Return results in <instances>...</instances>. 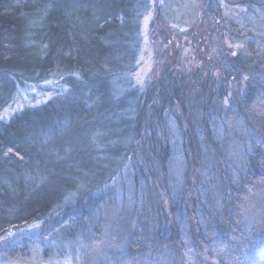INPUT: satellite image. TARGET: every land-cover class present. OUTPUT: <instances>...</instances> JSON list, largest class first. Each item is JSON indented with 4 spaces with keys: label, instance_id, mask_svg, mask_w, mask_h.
<instances>
[{
    "label": "trees",
    "instance_id": "1",
    "mask_svg": "<svg viewBox=\"0 0 264 264\" xmlns=\"http://www.w3.org/2000/svg\"><path fill=\"white\" fill-rule=\"evenodd\" d=\"M142 7L143 0H0V110L21 87L50 79L63 78L66 89L80 77L102 89L115 82L125 90L116 97L103 94L104 111L90 107L96 93L81 97L76 109L61 105L62 93L0 120L1 262L36 264L96 250L94 264H264V76L248 82L239 113L220 108L227 84L259 66L221 51L219 59L203 58L187 77L179 70V53L170 51L172 28L158 12L152 22L157 75L138 97L129 75L139 47L131 50L133 38L119 30L132 22L135 35ZM202 13L212 16L206 8ZM215 26L210 32L219 40ZM195 28L184 36L192 38L197 56L216 42ZM204 77L209 87H219L217 93L200 82ZM198 90L210 92L213 116H242L257 125L249 144L237 132L226 133L220 144L213 140L211 118L195 115ZM100 114L105 125L93 121ZM173 118L181 130L178 141ZM80 133L90 134L79 142ZM94 134H108L101 141L116 147L94 143L87 155L82 150ZM232 146L239 167L226 158ZM179 155L184 166L175 199L171 172ZM203 155L211 164L205 183ZM104 156L112 159L106 175L93 169ZM90 173L101 176L92 179Z\"/></svg>",
    "mask_w": 264,
    "mask_h": 264
},
{
    "label": "rangeland",
    "instance_id": "2",
    "mask_svg": "<svg viewBox=\"0 0 264 264\" xmlns=\"http://www.w3.org/2000/svg\"><path fill=\"white\" fill-rule=\"evenodd\" d=\"M242 1L244 0H143V7L138 14L137 35H133L135 24L132 22L123 23L119 30V33L124 37L133 38V41L130 44L131 50L136 45L139 47L138 54L136 55L137 59L135 61L136 69L129 75L130 81H132V86L138 91L136 95L138 97L142 95L146 89V83L153 80L154 75H157L155 56L158 46H156L153 41L154 32L152 30L155 26L152 27V22L155 21L156 15L159 12L163 21L172 28L175 36L170 43V51L173 53L174 50H177L179 53V70L186 73L185 75L187 77L194 73V71L203 64V58L213 57L219 59L218 56L221 51L225 52V54L231 58H237L241 62L248 60L247 62L252 63L253 66H259L256 71L250 69L241 72L240 76L234 78L235 80L232 79L225 88L227 94L223 101L220 102V108L226 111L239 113V105L241 104L242 97L247 89L248 82L258 76H264V0H252V5L250 3L242 4ZM204 8H206L208 12H212V16L208 14L207 16L204 15L202 13ZM207 17L209 23L205 24L204 20H207ZM216 24L220 26V30H218L220 31L219 40L216 38L218 35L217 32H210L212 27H216ZM202 25H204V27H202ZM207 26L208 28H206ZM195 27H199L200 30ZM191 28H195L197 33L208 34L207 36H210L211 41L216 43L213 44V46L204 47V50L201 49L202 51H199L196 56L198 51L195 52V48L193 47L195 44L192 42V38L184 36V34L186 35V32L190 31ZM216 33L217 35H215ZM205 49H208L210 53H207V50ZM129 58L130 56H127L124 61L128 63ZM212 74L216 81L220 80V73L218 71H213ZM245 77H247V79H245ZM63 81V78H57L50 79L40 86L21 87V90L19 93H16L13 100L11 99L10 102L0 110V120L8 121L15 115V113L24 108L43 104L62 93L63 97H61L60 103L63 107L70 109L79 108L81 104L78 101L81 97L88 100L91 98L92 94L96 93L98 98L94 104H92L93 106L90 107L93 111H104L107 101L103 100V94L116 97L125 91L123 88L120 89L115 82L111 83L109 88L102 89L101 86L88 83L90 80L84 81L80 77L77 79L76 86L73 89H66ZM206 81L207 79L205 77L200 79V82L206 84L208 91H213L215 93L219 91L218 86L209 87ZM209 93L206 96L198 90L192 101L196 103L195 115L197 118L200 120L209 119V117L211 118L209 122V132L213 134V140L220 144V141L226 139V133L229 134L233 132L234 136L237 132L240 137L244 138L240 142H247L249 144L251 138L255 135L254 128H256L257 125H250V123L242 116L229 119L232 115H219L218 112L213 116V112L217 107L210 104ZM1 99H3L2 94L0 95V100ZM191 104L194 105V103ZM178 114H181L180 109ZM188 116H190V114ZM171 120L172 128L174 130L173 132L175 133L174 136L178 141L180 140L181 130L177 124V120L174 118ZM93 121H95V124H106L105 117H103L102 114L95 116ZM182 121L184 123L186 122L184 116H182ZM120 131L121 130H119L118 133ZM89 134L80 133L77 135V140L81 142V139L87 137ZM107 135L108 134H104L102 137L95 134L90 135L88 142L89 146L84 145L82 151L87 155L92 154L95 148L93 146L94 143L101 147L105 146V148L116 147V143H112L111 141L104 145V142L101 140ZM53 139L52 142L56 141V138ZM240 142L237 141L238 144ZM179 143L180 142H178V144ZM221 147H224L223 144ZM65 151L67 153L70 152L69 149H65ZM77 151L80 152L79 149H77ZM207 151L208 147L202 145V152L204 155ZM227 151H229V153H226L227 160H233L235 165H240L238 164L241 162V159L238 156L239 151L235 150L233 146ZM180 153L181 151L177 150V154ZM204 155L202 157L201 169V174L204 178L203 183L207 181L206 178L209 174L208 166L210 164ZM111 166V157L104 156L98 160L95 159L93 169H105L104 171L106 172L103 175H106ZM172 166L171 180L174 187V197L176 199L178 198L177 192L182 184L184 166L183 158H181L180 155L176 158L174 157V164ZM100 176L101 174L98 173L91 175L90 178L95 179ZM207 189L208 190L205 189L203 192V199L205 203L204 207L208 210L211 208L209 200H212V196L210 195L211 190L209 188ZM108 245L109 244H107V246ZM83 253L84 256L73 257L68 255L63 259H50L36 264H94L93 259L96 262V258L98 257L96 250H93L90 256L86 251ZM0 264L10 263L0 261Z\"/></svg>",
    "mask_w": 264,
    "mask_h": 264
},
{
    "label": "snow or ice",
    "instance_id": "3",
    "mask_svg": "<svg viewBox=\"0 0 264 264\" xmlns=\"http://www.w3.org/2000/svg\"><path fill=\"white\" fill-rule=\"evenodd\" d=\"M245 79H247V77H245Z\"/></svg>",
    "mask_w": 264,
    "mask_h": 264
}]
</instances>
